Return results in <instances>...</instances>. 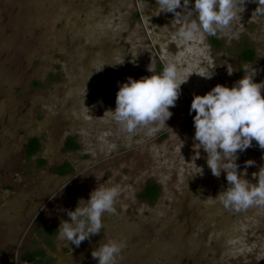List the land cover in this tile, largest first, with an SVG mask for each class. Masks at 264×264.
I'll list each match as a JSON object with an SVG mask.
<instances>
[{
	"label": "rangeland",
	"instance_id": "obj_1",
	"mask_svg": "<svg viewBox=\"0 0 264 264\" xmlns=\"http://www.w3.org/2000/svg\"><path fill=\"white\" fill-rule=\"evenodd\" d=\"M256 6L245 0L215 36L180 40L179 22L171 13L155 15V0H0V227L11 224L10 240L18 243L9 254L49 245L38 228L58 229L69 219L65 210L104 183L120 193L114 212L79 247L56 234L52 264H96L90 253L104 237L125 244L119 264H264V207L234 212L211 199L227 182L223 171L211 175L202 149H193L189 114L194 94L231 87L252 68L253 82H264V15ZM244 48L253 50L251 62L239 58ZM168 62L186 79L170 118L153 134L137 129L129 138L107 112L118 84L151 75L149 63L155 69ZM33 138L40 149L27 157ZM69 138L77 151L65 149ZM262 156L253 141L238 153V174L254 184ZM246 160L253 165L245 167ZM63 163L74 173L57 175L53 169ZM148 182L159 187L152 203L138 198ZM8 215L21 217L9 222Z\"/></svg>",
	"mask_w": 264,
	"mask_h": 264
},
{
	"label": "clouds",
	"instance_id": "obj_2",
	"mask_svg": "<svg viewBox=\"0 0 264 264\" xmlns=\"http://www.w3.org/2000/svg\"><path fill=\"white\" fill-rule=\"evenodd\" d=\"M249 2L256 3L254 11L257 15H264V0ZM244 4L245 0H155V15L171 13L180 24L175 36L180 40H191L197 34L215 36L230 27L243 11ZM147 71L151 75L135 80L129 77L126 82L119 83L115 108L107 111L110 120L129 138L137 129H146L147 133L153 134L159 130L158 125L165 126L172 114L169 109L175 106L180 86L186 81L179 77L172 62L166 63L159 74H153L155 69L150 63ZM254 75L252 68L231 87L217 84L203 95L194 94L189 106V114L195 113L192 115L193 149H202L211 175L218 178L223 171L227 182V188L211 199L223 209L234 212L253 206L264 207V165L252 174L256 180L253 184L243 178V171L238 174L236 163L238 153L250 148L253 141L264 149V97L261 96L264 82H253ZM200 76L210 78L211 72ZM253 163L252 160L244 161L245 167ZM194 167L198 169L194 174H202L200 167ZM102 176L96 179L100 180ZM119 194L117 187L99 183L86 201L81 199L74 210H65L69 219L60 221L57 239L79 247L81 242L98 234L103 229L102 216L114 212ZM104 239V243L99 242L91 251L92 258L96 264H119L125 244Z\"/></svg>",
	"mask_w": 264,
	"mask_h": 264
},
{
	"label": "trees",
	"instance_id": "obj_3",
	"mask_svg": "<svg viewBox=\"0 0 264 264\" xmlns=\"http://www.w3.org/2000/svg\"><path fill=\"white\" fill-rule=\"evenodd\" d=\"M210 41L213 45L217 46L219 43L215 40V38L211 37ZM239 58L241 61L244 62H251L254 58L253 50L250 48H244L239 53ZM163 65L157 64L155 67L156 74H159ZM78 146L72 141L71 138H69L66 141L65 149L66 150H76ZM25 155L27 157H31L34 154H36L40 149V143L37 141V139H30L26 145H25ZM70 171V169L67 166L60 167L58 169V173L60 174H66ZM159 194V187L154 182H148L143 190L139 193L138 198L144 201H147L149 203L154 202ZM45 233L48 235H53V231L51 228H46ZM19 261L21 264H47L49 262L48 258L46 257L45 253L41 249H35V250H28L24 252L20 258Z\"/></svg>",
	"mask_w": 264,
	"mask_h": 264
},
{
	"label": "crops",
	"instance_id": "obj_4",
	"mask_svg": "<svg viewBox=\"0 0 264 264\" xmlns=\"http://www.w3.org/2000/svg\"><path fill=\"white\" fill-rule=\"evenodd\" d=\"M67 141V140H66ZM73 141V140H72ZM74 142V141H73ZM75 143V142H74ZM77 146H78V144L77 143H75ZM65 145H66V143H65ZM79 149V146H78V148L76 149V150H70V151H77ZM67 151H69V150H67ZM35 155V154H34ZM33 155V156H34ZM32 157V156H31ZM42 163H40L39 164V166L38 167H42V165L44 164V162L43 161H41ZM63 166H67L69 169H70V171L68 172V173H66V174H60V173H58V169L61 167H63ZM54 170V172L57 174V175H60V176H66V175H71V174H73L74 172V170H73V168L68 164V163H63V164H61V165H59V166H57L56 168H54L53 169ZM155 183V182H154ZM17 196V201H20V202H22V200H24V197H25V195L24 194H19V195H16ZM7 198V195L5 196V199ZM22 199V200H21ZM5 201V200H4ZM27 214H25V217H29L30 215V210H27V212H26ZM7 217V216H6ZM8 217H10V218H8V221L9 222H13V221H17V219L18 218H20L21 216L20 215H13V216H10V215H8ZM8 226H2V227H0V239H1V242H2V244H3V251H1L0 252V264H21L20 263V261H19V258H20V256L24 253V252H26V251H28V250H35V249H41V250H43L44 251V253H45V255H46V257L48 258V260H49V262L47 263V264H52L53 263V256H51V254L49 253V249L51 250V248H53V247H55L54 245H53V243H52V239H54L55 237H56V234H57V228H55L54 226H47V227H42V228H38V233H39V236L40 235H43V233H45L44 231H45V229L46 228H52V231H53V235H49L48 236V239H49V241H48V244L49 245H47L46 244V242H43V245L41 246V247H35V248H29V249H25V251H22V252H20V253H13V254H9V252H8V249H16V246H17V242L16 243H14L12 240H10V236H11V234H15V229H14V227H11L12 225L11 224H7ZM34 240H35V238H34ZM46 240V239H45ZM6 253H5V252Z\"/></svg>",
	"mask_w": 264,
	"mask_h": 264
}]
</instances>
